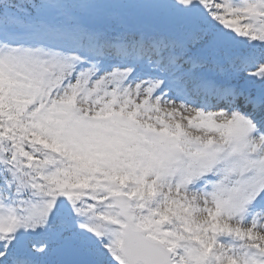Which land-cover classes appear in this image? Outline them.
Instances as JSON below:
<instances>
[{"label": "snow or ice", "instance_id": "snow-or-ice-1", "mask_svg": "<svg viewBox=\"0 0 264 264\" xmlns=\"http://www.w3.org/2000/svg\"><path fill=\"white\" fill-rule=\"evenodd\" d=\"M0 264H264V0H0Z\"/></svg>", "mask_w": 264, "mask_h": 264}]
</instances>
